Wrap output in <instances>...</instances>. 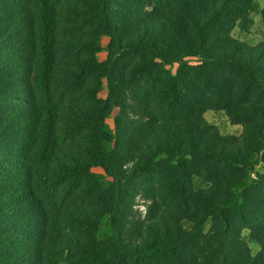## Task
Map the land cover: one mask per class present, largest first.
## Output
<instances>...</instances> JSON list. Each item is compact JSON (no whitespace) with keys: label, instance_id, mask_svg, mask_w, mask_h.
I'll return each mask as SVG.
<instances>
[{"label":"trees","instance_id":"obj_1","mask_svg":"<svg viewBox=\"0 0 264 264\" xmlns=\"http://www.w3.org/2000/svg\"><path fill=\"white\" fill-rule=\"evenodd\" d=\"M91 1L88 18L97 30L84 40L59 37L52 0H0V49H8L7 70L18 81L5 90L0 77V103H14L0 107V264H65V257L69 264H150L152 258L180 264L177 254L190 244L207 253L196 264H256L261 257L264 264V186L258 190L263 183L247 178L259 155L264 157V41L249 46L231 35L237 27L249 28L260 5L176 0L155 29L125 36L119 24L131 6L120 11L113 8L116 0ZM261 14L264 21V7ZM104 34L111 40L100 61ZM64 47L67 56L58 52ZM187 57L200 62L189 64ZM171 63L179 64L175 74L167 68ZM224 70L240 75L238 84ZM88 75L95 80L87 89ZM104 78L108 96L96 98ZM79 87L81 97H94L93 104L65 98ZM114 108L119 112L111 128L106 119ZM210 108L246 125L245 146L213 131L204 118ZM213 162L241 168L247 176L201 175L198 168ZM97 166L111 178L101 210L112 215L110 244L91 238L100 231L96 212L60 210L65 224L88 237L76 240L61 231L62 222L49 217L40 198L66 181H89L94 191L99 177L91 169ZM156 171L167 173L162 188L168 214L146 243L130 244L121 220L133 204L135 180L144 186L143 179ZM254 187L257 194L249 192ZM250 207H258L262 219L256 239L263 250L254 256L240 234L256 224L231 222L234 212L246 219ZM206 216L216 224L205 232ZM185 218L196 225L189 237Z\"/></svg>","mask_w":264,"mask_h":264},{"label":"rangeland","instance_id":"obj_2","mask_svg":"<svg viewBox=\"0 0 264 264\" xmlns=\"http://www.w3.org/2000/svg\"><path fill=\"white\" fill-rule=\"evenodd\" d=\"M260 5L258 11L252 13V23L250 24L247 30H242L237 27L231 33L232 37L238 39L241 42L247 43L249 46H256L259 42L264 41V21L261 14V9L264 7V0H256ZM55 13L57 17L56 30H59V37H74L81 39H89L93 33V30H97L94 21L89 20V12L94 9L93 3L91 0H52ZM117 4L113 6L116 10H122L127 6H131L132 10L125 15L124 20L119 24V30L125 36H135L137 30L146 27L148 30H153L159 22V18H162V15L166 12H169L170 7L176 5V0H116ZM6 12L8 17L12 16L14 13L12 9ZM111 37L107 34H104L99 37L98 44L101 46V51L97 53V58L100 61H103L108 56V45L110 43ZM60 55L67 56V49L64 47L63 50L59 49ZM8 49H0V69L4 66L6 70L0 73V77L4 80L2 81L5 90L13 88L18 84L17 77L15 72H8ZM3 59V60H2ZM186 61L189 64L195 65L200 62L199 57H187ZM178 63H171L167 68L175 74L178 70ZM121 71V70H120ZM7 72V73H6ZM227 76V80L232 84H238L240 75L231 74L224 70ZM120 79V78H119ZM123 79V77H122ZM121 79V80H122ZM94 75H88L83 79L84 83L87 86V89L94 85ZM81 83H83L81 81ZM102 89L97 92L96 98L106 99L108 96V84L107 79L104 78L102 81ZM84 88V87H83ZM82 87H79L76 90L79 93L67 92L65 98L67 100H73L74 102H80L84 104H93V96L85 95L82 93L83 97L80 96ZM85 95V96H84ZM4 109L8 107H13L14 103L10 101H4L0 103V107ZM119 108H114L109 117L106 119L107 123L111 128H114L115 125V116L118 114ZM204 118L208 122L209 126L212 127L213 131H217L221 136L230 138L231 141L236 138L240 146H245V136H246V125L240 122L234 121L230 115L225 110L219 108H210L204 112ZM71 134L69 133V136ZM80 136V135H79ZM74 138L78 139V134L74 135ZM230 141V142H231ZM134 157H130L129 161L126 163L125 167L130 168L132 166ZM92 172H95L99 178L98 185L95 184V190L91 191L89 187V181L81 182L79 185L73 184L69 185V182H60L56 186V189L50 193L47 197L40 194L41 202L43 208L47 211L49 217H56L55 220L62 222L61 231L71 238L76 240L87 239L83 234H79L73 228L72 225H67L64 223L63 219L60 217V210L65 206H74L76 210L86 211L90 214L95 213L93 218L97 220L98 225H100V231L97 235H92L91 238L110 244L111 243V234H112V215L108 212L101 214L102 208H105L106 194L104 192L105 188L109 186L111 178L105 174V171L102 167H93ZM201 175H204L210 172L213 175L220 176L222 179H225L230 174L233 176H243L246 178V171L234 170L228 167L224 163H209L204 167L201 166L198 168ZM241 170V171H240ZM166 171L154 172L149 179L144 178L143 182L146 184L139 185L135 180V191L132 193L131 201L133 202L132 206L127 211V218L122 219L121 222L124 224V236L130 244L137 243H146L149 240V232L153 228H159L160 230V221L166 219L168 214V197L165 199V189L162 188V178L166 177ZM248 180L249 181H261L262 186L258 187L262 189L264 186V157L259 155V159L253 169L248 171ZM102 176V177H101ZM203 177V176H202ZM195 181H201L200 176H195ZM210 185V184H209ZM256 187L251 188L249 192L256 191ZM256 191V194L258 192ZM225 194L230 196L231 193L225 191ZM259 207V206H258ZM258 207H250V212L245 214L246 219H242L240 214L234 212L231 214V222H236L239 226H245L247 222L256 224L257 228L254 229L253 226L244 227L240 234L242 240H244L251 251L252 256L256 255L258 252H261L262 246L258 244L256 239L257 235H260L261 232L258 229L257 222L262 219L258 217ZM260 210L264 214V205L260 207ZM216 224L214 218L210 216L205 217V223L203 226L204 231L211 229L212 225ZM184 232L189 237L193 232H195L196 225L191 219L185 218L183 220ZM254 229V231H253ZM166 228H163L165 231ZM253 232V233H252ZM166 238V237H165ZM264 238V237H263ZM146 239V240H145ZM206 251L198 246H192L191 244L188 247L180 250L177 256H180V264H196L206 255ZM152 258L150 264H162L158 259L156 261ZM263 260V257H261ZM257 260L256 264H263L262 260ZM66 260V263L69 264ZM189 260V261H188ZM192 262V263H191ZM65 263V264H66Z\"/></svg>","mask_w":264,"mask_h":264}]
</instances>
